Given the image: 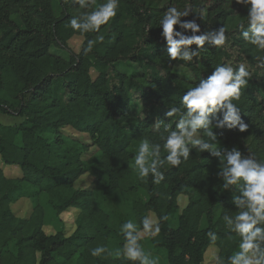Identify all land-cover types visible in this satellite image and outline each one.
I'll list each match as a JSON object with an SVG mask.
<instances>
[{
	"label": "trees",
	"instance_id": "obj_1",
	"mask_svg": "<svg viewBox=\"0 0 264 264\" xmlns=\"http://www.w3.org/2000/svg\"><path fill=\"white\" fill-rule=\"evenodd\" d=\"M104 2L97 0L94 7ZM171 7L190 10L181 19L195 20L201 29L197 34L223 26L224 44H193L198 56L191 61L170 59L159 21ZM90 10L65 0H0V114L22 118L18 124L0 120V264H139L124 257L120 228L131 220L141 232L150 214L160 227L150 240L167 250L169 264H203L211 246L226 262L238 250L240 237L225 227L223 216L238 211L233 201L242 195V185L223 188L220 157L189 145L188 159L182 158L178 166L158 165L163 173L159 183L151 173L141 180L134 158L148 139L150 146L161 145L160 159H165L161 137L166 139L167 125L169 131L176 130L186 111L183 95L217 66L235 71L244 64L250 72L248 84L233 103L249 127L244 132L238 125L219 127L225 110L215 111L209 119L216 139L208 142L216 143L221 153L237 148L257 162L264 159V50L242 36L240 24L248 30V11L236 0H119L116 16L98 32L69 27L71 19ZM176 29L192 35L179 25ZM76 35L84 38L78 53L56 52L70 49ZM89 40L96 43L86 54ZM127 62L140 71L120 70L118 65ZM177 66L190 77L177 73ZM173 107L181 114L167 116ZM77 133L89 135L90 141ZM6 165L19 168L21 175H7ZM86 174L95 178V185L77 187ZM44 193L57 215L79 210L71 234L45 231ZM181 196H187L182 209ZM23 198L33 202L28 217L13 210ZM176 212L178 224L172 226ZM209 231L217 235L214 243ZM143 242L142 237L139 243L147 254ZM97 246L108 251L93 257L91 250Z\"/></svg>",
	"mask_w": 264,
	"mask_h": 264
},
{
	"label": "clouds",
	"instance_id": "obj_2",
	"mask_svg": "<svg viewBox=\"0 0 264 264\" xmlns=\"http://www.w3.org/2000/svg\"><path fill=\"white\" fill-rule=\"evenodd\" d=\"M66 3L79 5L81 9H91L80 17L73 18L69 27L74 31L88 33L98 32L102 25L116 16L119 0H106V2L94 7L97 0H65ZM236 3L248 7L247 25L240 24L243 38L264 50V0H236ZM190 14V10H178L176 7L169 8L159 24L162 26V35L166 38L168 57L172 60L180 59L191 61L198 52L191 50L195 44L202 48L206 41H211L219 47L224 44L225 28L222 26L218 31L209 34H197L201 31L200 25L195 21H185L182 17ZM203 19V14H200ZM180 29L191 30L192 35H185ZM103 41L104 37H98ZM96 41L89 40L84 52L92 50ZM250 72L244 64H240L234 71L233 67L220 65L215 68L207 79H202L196 87L189 89L182 97V118L176 124V130L166 126L168 135L164 140L163 148L168 153L165 159H160L161 145L150 146L148 139H144L134 158V167L141 180L153 174L154 182L159 183L163 179V173L158 170V165L165 162L172 166H178L181 159L187 160L190 154L189 145L197 149L198 153L208 150L215 156L220 157V167L223 169L220 175L225 183L224 189L230 186H241V196L234 198V204L238 211L235 215L225 214L223 222L228 230L235 232L239 237L238 250L227 258L217 257V264H264V159L243 156L241 151L233 148L231 151L221 153L215 141L216 136L209 119V114L219 110H225L223 120L218 121L219 127L225 125L229 128L239 126V131L244 132L249 125L243 122L241 110L233 103L239 100L241 89L248 84ZM181 114V109L173 107L167 112L172 117ZM158 126V125H157ZM203 129L202 134L198 130ZM198 146V147H197ZM167 219V217H163ZM143 230L155 237L160 232L159 224L145 217L142 221ZM124 235L125 243L123 255L126 259L139 264H159L158 258L146 254L139 241L142 239L140 230L133 221H126L120 228ZM209 239L214 243L217 239L215 232H208ZM108 250L105 246H97L91 250L93 257H99ZM120 255L119 252L116 253Z\"/></svg>",
	"mask_w": 264,
	"mask_h": 264
},
{
	"label": "rangeland",
	"instance_id": "obj_3",
	"mask_svg": "<svg viewBox=\"0 0 264 264\" xmlns=\"http://www.w3.org/2000/svg\"><path fill=\"white\" fill-rule=\"evenodd\" d=\"M243 8L248 11V7L243 5ZM83 40L84 38L82 36L76 35L69 42L70 49L57 50L56 52L62 56H68L71 52L78 53L81 50ZM118 67L120 70L122 71L126 70L129 73L140 71V68L136 64L129 62L120 63ZM175 71L186 77H190L191 75V73L182 66H177L175 68ZM0 120L5 124H18L21 122L22 118L0 114ZM66 131L72 134V130L70 128H67ZM76 135L81 139H83L84 141L85 140L90 141V137L87 134L77 133ZM95 150H96L95 147L91 148V152H95ZM91 152L85 155L86 159L89 158ZM5 167H6L5 172L7 173V175L11 177L21 175V171L19 170V168H16L12 165H6ZM94 185H95V178L89 174H86L83 177H81L76 183V186L79 188H88V187H93ZM140 194L144 198V200H147L148 197L144 190H141ZM40 202L45 210L44 229L47 233H54L58 230H64L67 234H71L75 230L76 228L75 222L79 214V210L71 209L64 213H61L60 215H57L55 208L50 205L49 197L48 194L46 193H44L40 197ZM179 203H180V209H182L187 203V196H181L179 199ZM32 209H33V202L28 198H23L13 205L14 212L21 217H28L31 214ZM149 218L157 222V219L154 216V214H150ZM171 223L172 226H177L178 224L177 212L174 213L171 219ZM205 225H206V221L204 220L203 226ZM140 233L141 236L144 238L143 244L145 250L147 251V254H149L153 258H158L159 264H169L167 258V250L164 248H156L150 240V234H148L144 230L141 231ZM11 249H13V246L11 247ZM217 254H218L217 248L215 246H211L205 253V261L203 264H217Z\"/></svg>",
	"mask_w": 264,
	"mask_h": 264
}]
</instances>
